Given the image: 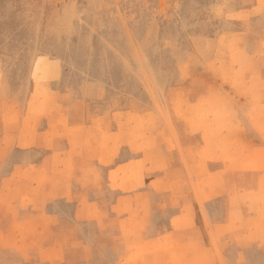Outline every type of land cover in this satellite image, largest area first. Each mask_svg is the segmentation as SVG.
<instances>
[{
	"label": "rangeland",
	"instance_id": "374dc122",
	"mask_svg": "<svg viewBox=\"0 0 264 264\" xmlns=\"http://www.w3.org/2000/svg\"><path fill=\"white\" fill-rule=\"evenodd\" d=\"M262 46L264 0H0L1 118L21 136L0 143V195L18 206L16 223L0 228V264H138L146 250L158 255L149 264H191L180 242L145 250L100 227L113 220L116 189L132 178L142 183L146 165L113 174L112 186L107 171L132 151L139 159L149 153V170L168 173L182 163L184 140L201 162L212 147L225 156L232 178L220 176L213 188L226 185L232 195L207 205L210 196L154 192L155 220L186 202L215 245L202 264H264V175L235 179L264 173L252 143H264V127L259 134V118L249 114L264 99L247 88L250 76L264 80ZM46 182L67 189L34 210ZM51 236L60 238L55 246Z\"/></svg>",
	"mask_w": 264,
	"mask_h": 264
},
{
	"label": "crops",
	"instance_id": "0c3cea01",
	"mask_svg": "<svg viewBox=\"0 0 264 264\" xmlns=\"http://www.w3.org/2000/svg\"><path fill=\"white\" fill-rule=\"evenodd\" d=\"M256 8V7H254ZM254 41V40H251ZM251 54L252 58H250V62L254 65L256 60L255 54L257 53L256 46L252 43ZM255 47V48H253ZM264 47L261 48V55L264 52ZM262 61V60H261ZM264 85V80L262 78L255 79L252 76L249 77L247 82V88L250 92V96H261L263 95L264 99V87H260ZM250 117H258L259 120H256L259 125H256V129L259 134L262 133L260 127H264V119L262 118L264 115V103L259 106V108L252 109L250 111ZM1 115L5 117V113H1L0 111V126L3 125L5 129L2 132L0 143L1 148L7 147L6 143L14 137L15 142L21 139L20 134H18L17 130L12 131L11 122L5 123L4 119L2 120ZM7 115L11 117L13 112L9 110ZM24 118L25 115H19ZM18 117L20 122V117ZM61 120V116L57 115V123L59 124ZM73 129H77L79 126L75 119L71 120ZM57 130H64L62 126L56 125ZM88 131V130H87ZM49 132H54L53 130ZM117 136L119 137L120 131H116ZM183 141V140H182ZM135 143V142H133ZM254 148V156L256 159L257 165H264V143L253 141ZM187 140L183 141L182 147L184 149V158H182V163L178 167H171L168 169L169 172L165 174L156 173L154 171L149 170V153L146 154L142 159H139L132 151H130V157L126 161H122L121 163L115 164L114 167L107 171L106 182L108 186H112L113 182L111 181V176L113 174L119 173L124 168L131 166L134 163L139 161H143L146 165V171L143 174V182L141 183L139 179H130L129 188H117L115 191L117 194V200L115 204L111 208V212L114 214L112 222H104L102 221L100 227L101 229H108L111 232L110 235H118L125 240V244L128 245H139L143 246L146 250V247L151 244H175L176 242H180L183 245V253L187 256V259L192 261L191 264H202L204 260H212L213 259V247L215 246L213 243L212 236L208 235V225L205 226L203 223L197 221V219H192V212L190 211V205H187L186 202H181L179 200V204L176 206L167 207V217L165 216L160 220H155L154 218V209L151 206V200L153 193L158 192L162 193L164 198H177L184 196L195 195V197L201 198L202 201H206L205 197H212L211 200L207 202V205L213 204L214 198L219 199L222 196H231V190L226 185L222 186L220 190L224 192L214 193L216 189L213 188V182L216 181L220 176L228 181L231 180L232 175L230 176L227 172V162L225 156H223V161L220 158H217L214 147L211 149V153L209 154V158H207L206 162H201L200 154L196 145ZM202 146V145H201ZM204 146V145H203ZM195 149L196 151H191ZM221 162L226 164V167H222ZM240 162H245V157L242 156ZM264 173H250V172H242L236 174L237 180H251L263 177ZM13 178V177H12ZM11 178V179H12ZM17 179V178H16ZM211 183H207L212 180ZM10 180V179H9ZM19 181V180H18ZM116 184H122V182L117 181ZM5 187V186H4ZM67 188H63L62 186H54L50 182H46L44 188L40 189L35 193L34 197L38 201H43L40 204H35L33 206L35 209H40L41 205L46 201L51 195L53 200L61 199ZM170 191V192H168ZM218 191V190H217ZM20 194H13V198L17 197ZM5 197L7 196L6 191L0 195V198L3 199V204H0V228L6 229L10 228L12 224L16 223L14 219H11V213L14 212V209H17L18 206L17 200L12 199L5 201ZM33 197V195H32ZM20 207V206H19ZM77 213L81 209V205L77 207ZM87 206H83V209L86 211ZM197 207L195 206V218H197ZM43 211V210H42ZM194 217V216H193ZM54 219V217H51ZM227 220V219H226ZM197 221V222H196ZM226 222H222L220 225H225ZM211 228L217 229V222L211 221ZM219 225V226H220ZM54 228L53 221L51 223L50 229ZM155 227L156 231L153 233L148 231L150 228ZM154 229V230H155ZM10 239H15L18 241H22L24 238L19 235L13 234V236H9ZM58 236H51V244L55 246L59 242ZM51 252L55 251L56 247H50ZM134 253H129V255H133ZM169 253H161V255L166 256ZM68 261L71 260V256H67ZM158 259V255L153 253L145 252V255L141 261H137L138 264H149L155 262ZM89 264V263H88ZM95 264V263H91Z\"/></svg>",
	"mask_w": 264,
	"mask_h": 264
}]
</instances>
